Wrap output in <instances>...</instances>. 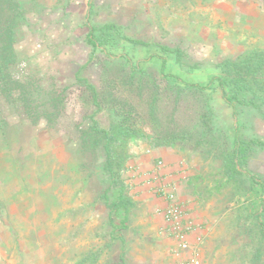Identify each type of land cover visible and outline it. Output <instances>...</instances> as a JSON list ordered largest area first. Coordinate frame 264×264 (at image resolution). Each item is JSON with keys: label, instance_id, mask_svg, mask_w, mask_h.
Returning a JSON list of instances; mask_svg holds the SVG:
<instances>
[{"label": "rangeland", "instance_id": "374dc122", "mask_svg": "<svg viewBox=\"0 0 264 264\" xmlns=\"http://www.w3.org/2000/svg\"><path fill=\"white\" fill-rule=\"evenodd\" d=\"M20 1L27 8L38 7V17L16 45L19 65L14 73L53 75L69 86L66 115L72 118L87 112L73 78L89 56V26L112 24L121 34L146 42L113 46L111 52L128 53L134 61L153 55L141 64L156 73L157 55L163 54L166 70L186 81L205 82L215 63L264 45V0ZM160 46L180 50V65L175 54L162 53ZM103 60L88 64L83 74L93 81L100 63L118 65ZM211 105L217 123L236 126L243 139L264 140V115L256 109L238 106L232 115L219 91L212 94ZM97 117L100 125H108L105 114ZM0 118L6 120L0 128V264H120L121 258L124 264L172 263L168 248L147 232L153 227V212L143 210L136 199L126 228L119 230L124 245L109 244L107 208L99 198L102 185L88 166L95 156L79 153L70 121L49 128L43 120L33 123L17 105L1 103ZM167 147L177 156L173 163L185 179L218 166L189 145ZM244 168L264 182L263 147L250 148ZM128 175V192L135 197V175ZM208 182L205 178L203 185ZM185 195L195 197L191 186L185 187ZM195 202L193 209L206 231L202 264H250L243 196L228 188Z\"/></svg>", "mask_w": 264, "mask_h": 264}, {"label": "trees", "instance_id": "16d2710c", "mask_svg": "<svg viewBox=\"0 0 264 264\" xmlns=\"http://www.w3.org/2000/svg\"><path fill=\"white\" fill-rule=\"evenodd\" d=\"M34 8L25 7L20 0H0V103L17 105L33 123L43 120L49 128L70 121L79 153L95 156L88 166L102 185L99 198L107 208L109 244L119 241L124 245L119 230L126 228L135 205L126 182L135 146L189 145L218 164L212 171L186 178L193 199L200 202L201 197L228 188L239 192L247 202L242 210L249 220L244 244L250 247V264H264V182L244 168L250 148H264V140L243 139L236 126L217 123L211 105L212 94L219 91L232 115H237L238 106L252 107L264 115V45L215 63L205 82L186 81L166 70L163 54L157 55L160 65L156 73L141 64L153 55L134 61L128 53L111 52L121 44L144 46L146 42L121 34L112 24L89 26L85 36L89 56L73 78L74 90L87 112L72 118L66 115L69 86L61 85L53 75L14 73L19 65L16 45L25 27L38 17V7ZM159 50L175 54L180 65V50L164 46ZM98 59L118 65L109 68L100 63L99 74L92 81L82 71ZM194 65L196 70L198 63ZM101 113L109 118L107 126L99 124ZM5 122L0 118V128ZM205 178L209 182L203 185ZM120 261L124 264L123 258Z\"/></svg>", "mask_w": 264, "mask_h": 264}, {"label": "crops", "instance_id": "0c3cea01", "mask_svg": "<svg viewBox=\"0 0 264 264\" xmlns=\"http://www.w3.org/2000/svg\"><path fill=\"white\" fill-rule=\"evenodd\" d=\"M176 158L177 156L174 157L173 150L169 147L149 149L143 145L140 149H135V156L130 161L132 173L135 175L132 181L136 182L133 188L137 194L134 198L140 203L143 210H151L154 216L153 227L147 232L157 238L161 248H168L170 261L173 264H176V259L171 253L172 242L160 233V228L164 222L160 210L166 205V193L174 189L179 200L183 201L188 207L189 214L197 222L202 223L200 218L197 217V212L193 209L196 204L195 200L185 195V174L183 171H178L180 168L177 165L178 163H173ZM155 160H157V163H155ZM160 160L162 166L158 165ZM202 233L205 239L206 231L203 226ZM204 247L205 240L202 256H204Z\"/></svg>", "mask_w": 264, "mask_h": 264}, {"label": "built area", "instance_id": "2783aa9c", "mask_svg": "<svg viewBox=\"0 0 264 264\" xmlns=\"http://www.w3.org/2000/svg\"><path fill=\"white\" fill-rule=\"evenodd\" d=\"M162 166V161H158ZM186 204L174 189L166 193V205L160 210L163 225L160 233L172 242L171 253L176 264H202L204 234L202 225L189 214Z\"/></svg>", "mask_w": 264, "mask_h": 264}]
</instances>
